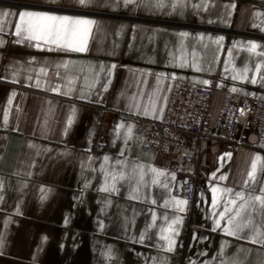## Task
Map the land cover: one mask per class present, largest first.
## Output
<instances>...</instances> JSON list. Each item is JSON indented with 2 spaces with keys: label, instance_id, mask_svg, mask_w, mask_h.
Here are the masks:
<instances>
[{
  "label": "crops",
  "instance_id": "1",
  "mask_svg": "<svg viewBox=\"0 0 264 264\" xmlns=\"http://www.w3.org/2000/svg\"><path fill=\"white\" fill-rule=\"evenodd\" d=\"M174 81L264 102V0H0V264H264V153L209 148L189 204L117 117L161 120Z\"/></svg>",
  "mask_w": 264,
  "mask_h": 264
},
{
  "label": "built area",
  "instance_id": "2",
  "mask_svg": "<svg viewBox=\"0 0 264 264\" xmlns=\"http://www.w3.org/2000/svg\"><path fill=\"white\" fill-rule=\"evenodd\" d=\"M215 91L213 86L174 81L161 120L117 116L139 124L142 150H154L175 175L176 193L189 204L198 182L207 176L209 148L215 154L242 148L264 153V102L224 92L213 113ZM94 148L102 150L99 139Z\"/></svg>",
  "mask_w": 264,
  "mask_h": 264
},
{
  "label": "snow or ice",
  "instance_id": "3",
  "mask_svg": "<svg viewBox=\"0 0 264 264\" xmlns=\"http://www.w3.org/2000/svg\"><path fill=\"white\" fill-rule=\"evenodd\" d=\"M80 3L81 4L85 3V0H80ZM125 3L126 4L127 3H131V0H125ZM25 17H28L29 18L28 23L30 24V28L31 27H39L38 25H33L32 24V18H34V17L35 18H42L45 21L70 22V24H64V23H62L60 29H56L54 25H46L44 28H41L40 29L41 36L36 37V38H41L43 35L51 36L52 34H55L58 38L61 37V36L66 37L69 33H72L73 35H75L76 34V29L72 28L70 26L71 24H75V25H86V24L92 23V21H88V20H75V21H73L72 18L71 17H68V16H63V17H60V16H51V15H48V14H45V13H36V12H22V13H20V19H21V21H24ZM68 46L74 48L76 51H83L84 50L82 42H81L80 46H77L75 43H70ZM252 47L254 49L256 47V45L253 43L252 44ZM255 168H256V165H255V162H254L253 163V172H250L249 173L250 179H254ZM262 192H264V189H262ZM253 199L256 200V201H259L260 204L262 206H264V195L253 197ZM215 202L216 201H215V197H214L213 198V204H214V206H215ZM221 215H223V214H221ZM231 224H232V221L229 220V225H231ZM228 234H235V233L232 232L231 230H229L228 231ZM253 242H256V241L253 240ZM171 243L172 242H170V246L168 248L169 251L172 250Z\"/></svg>",
  "mask_w": 264,
  "mask_h": 264
}]
</instances>
